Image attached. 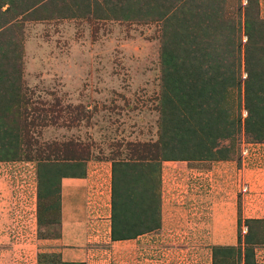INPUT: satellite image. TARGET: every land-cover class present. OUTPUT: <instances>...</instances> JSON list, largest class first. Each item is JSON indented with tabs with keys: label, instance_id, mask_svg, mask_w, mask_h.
<instances>
[{
	"label": "rangeland",
	"instance_id": "rangeland-1",
	"mask_svg": "<svg viewBox=\"0 0 264 264\" xmlns=\"http://www.w3.org/2000/svg\"><path fill=\"white\" fill-rule=\"evenodd\" d=\"M259 18L258 0H0V264H264L244 236L264 218ZM61 178L86 179L63 213ZM112 186L115 217L152 229L110 240Z\"/></svg>",
	"mask_w": 264,
	"mask_h": 264
},
{
	"label": "trees",
	"instance_id": "trees-1",
	"mask_svg": "<svg viewBox=\"0 0 264 264\" xmlns=\"http://www.w3.org/2000/svg\"><path fill=\"white\" fill-rule=\"evenodd\" d=\"M259 19L264 20L262 18H259ZM258 26L262 27V26H264V24H262V26H261V24L258 23ZM170 66H171V64H167V68L169 69V71H170ZM210 80H214V79H210ZM209 83H210V81H209ZM248 84H249V82H248ZM246 91L248 92V88H246ZM75 175L76 176H74V177L81 176V174H75ZM113 183H114V181H113ZM59 190H60L59 184L57 183L56 187L51 188L50 192H49V195H56L55 203H56L57 208L60 205V203H59V199H60ZM38 197H41V196H38ZM115 204L116 203H115V199H114V189L112 186V188H111V205L112 206H111V217H110L111 225H110V229H109V238L111 241L131 239V238H134L135 236H137L138 234L146 232L149 229H152L154 227L153 225H150V222H148V218H146L142 221L138 220V223H139L138 227H135L133 230H131L130 224H132V223L129 222V220H125V218L119 219L118 217H115V213H114ZM131 218H133V217H131ZM249 224H250V226H249ZM252 229H255L256 231L254 232ZM263 229H264V218L250 219V221L248 220L247 231H246L244 236H245V238L246 237L250 238V241L264 243V237H263L262 233L260 232ZM238 240H239V238H238ZM245 240H247V239H245ZM214 249L223 250L222 256L224 257V256H227L229 254L228 250L231 249V247H228V246L216 247ZM249 253H251V250L249 251ZM237 256L240 257L239 251L237 252ZM249 256H250V254H249ZM243 259H244V262L246 264H252L253 263L252 258L250 259L248 257L246 251H244ZM62 264H64V263H62Z\"/></svg>",
	"mask_w": 264,
	"mask_h": 264
},
{
	"label": "crops",
	"instance_id": "crops-1",
	"mask_svg": "<svg viewBox=\"0 0 264 264\" xmlns=\"http://www.w3.org/2000/svg\"><path fill=\"white\" fill-rule=\"evenodd\" d=\"M258 5H259V13L264 14V0H258ZM85 181H86L85 178H61L59 194H60V206L62 213H63V193L65 191V185L66 184L80 185Z\"/></svg>",
	"mask_w": 264,
	"mask_h": 264
}]
</instances>
